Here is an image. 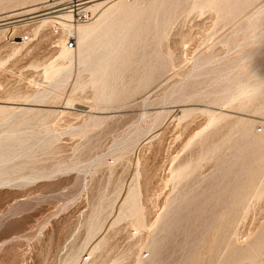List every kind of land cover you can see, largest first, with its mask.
Masks as SVG:
<instances>
[{
  "label": "rangeland",
  "instance_id": "1",
  "mask_svg": "<svg viewBox=\"0 0 264 264\" xmlns=\"http://www.w3.org/2000/svg\"><path fill=\"white\" fill-rule=\"evenodd\" d=\"M122 1L133 0H111L103 9H114ZM43 6L38 4V11L31 12L10 7L0 11V23L4 14L27 19ZM90 10L93 19L87 23L99 14ZM255 18V30L239 34L237 44L228 42L239 24L247 29ZM39 23L18 27L30 33L29 42L10 40L0 25V106L6 107L0 110V157L5 156L0 179L8 174L13 178L0 185V264H63L72 251L80 253L78 262L87 258V264H149L151 258L153 264H189L202 245L204 264L233 255L226 228L216 231L219 214L229 205V198L216 201L219 181L212 175L217 173L216 156L177 182L171 179V168L200 158L204 145L188 141L205 129L206 111L226 115L207 129V143L233 145L243 132L242 126L234 128L238 120L247 121L253 133L263 131V113L218 105L214 93L203 99L198 94L226 77L238 57L246 61L244 50H264V0H253L230 22L214 9L178 16L163 42L172 52L174 65L141 92L106 106L96 102L92 74L81 62L76 37L74 48L64 53L65 40L62 43L59 35L54 36L48 22L35 31ZM143 55L139 50L135 57ZM205 55L212 61L188 75L196 57ZM263 56L258 53L247 60L260 62ZM50 64L62 70L48 75L45 70ZM147 67L137 61L124 77V85L136 86ZM173 86L179 89L172 91ZM39 94L43 98L34 99ZM164 95L168 98L160 101ZM157 111L162 115L155 119ZM250 151L245 153L247 158H264L259 148ZM249 165L254 168L251 161ZM249 175L251 171L239 177ZM243 185L227 183L226 194ZM137 190L150 221L148 229L136 232L129 199ZM171 200L176 214L165 215ZM122 207L128 212L123 213ZM154 219L158 223L151 225ZM262 224L264 196L252 201L239 219L234 243L244 248ZM101 239L105 242L89 256ZM258 255L256 262L241 258L237 264H264V249Z\"/></svg>",
  "mask_w": 264,
  "mask_h": 264
},
{
  "label": "bare ground",
  "instance_id": "2",
  "mask_svg": "<svg viewBox=\"0 0 264 264\" xmlns=\"http://www.w3.org/2000/svg\"><path fill=\"white\" fill-rule=\"evenodd\" d=\"M40 1L42 0H0V11L5 12L7 11L6 9L14 6H20L17 9H23L22 11H38V4L43 3L44 5L45 0L42 2ZM109 1L111 0H91L89 7L99 13L98 17L90 23H83L73 27V33L79 45L78 54L81 62L86 65L92 74L90 83L96 92V102L103 106L114 101L123 102L135 93L141 92L155 79L164 76L168 69L174 65L172 52L169 46L163 42L164 38L168 35L169 26L178 16L192 10L201 11L204 9H214L219 12L220 16L224 17L227 22H230L253 2V0H153V2L149 4V0H133L131 3L122 1L114 9H110V7L103 9ZM142 3L144 4L143 7H141ZM18 12L19 11H17V13ZM257 21L258 20L255 18L247 29H244L243 25L239 24L234 30L233 35L228 39V42L230 44H237L240 39L239 34L246 35L250 31L255 30ZM38 22L40 23L35 26V31H39L45 25L47 19L46 17H41ZM61 26L63 32L71 28L70 24L66 21H62ZM62 36L63 34L61 33L59 39L63 43L65 39ZM183 39L185 40V38ZM181 40L180 42L183 41ZM184 45L182 44V46ZM68 50L69 49L62 44V52L67 53L69 52ZM139 50H143L144 55L137 58L135 54ZM244 51L245 52L242 53H244L246 61H241L238 57L237 62L230 65L231 70H229L227 76L215 80V86L206 93L198 94V97L203 99L206 98L205 96L208 97L211 93H214L215 96L212 99L218 105H227L242 110L258 111L264 114V56L261 60L262 62H249L250 59H254L258 53L264 55V50H256V48H254ZM247 59H249V61ZM137 61L142 66H144L146 62L148 67L144 70V76L139 79L136 86L126 87L124 85V77ZM211 61L212 57L210 55L196 57L188 75H193L196 69ZM57 65L50 64L47 66V69L45 68L47 70H45V72H48V75L59 73L62 69L60 65ZM230 73L231 75H229ZM174 89L178 90L179 88L173 86L172 91ZM42 98L43 95L41 94L34 96V99L37 100ZM167 98L168 95H164L160 98V101ZM5 108L6 107L0 106V110ZM206 112L209 114V121L205 127L206 130L204 129L203 131L196 132L188 141V144L199 141L204 145L200 158H198V161L190 160L184 163L179 162L176 167L173 166L171 168V179L176 182L184 179L189 174L199 170L202 161L216 156L218 159L216 168L217 173L212 174L220 184L217 183L219 189L216 191V201L221 203L223 199L227 200L229 198V205L219 214V223L216 231L220 230V232H222L224 230L223 228H226L225 238L234 254L229 255L226 259L218 257L211 264H237L241 258L256 262L259 256L258 253L264 249V224L260 225L261 231L257 234L258 236H252L244 248L240 247V245H236L234 239L238 234L235 230V226L241 216H243L245 211L249 208L250 203L264 196V158H249V156L247 158L245 154L250 150L255 151L256 147L264 154V123L261 133H253L247 121L238 120L234 128L238 129L242 126V135L235 139L233 145L224 147L220 143H207L210 137V132L207 131V129L223 120L226 115L221 111ZM160 115H162V112H155V119L159 118ZM142 132L141 130L138 133ZM232 134L233 131L229 133V135ZM2 158H5V156L0 157V162L4 160ZM250 161L251 164L254 165V168H251L249 165ZM249 171H251L252 175L244 179L239 177ZM233 176L234 179L232 178ZM202 179H204V177ZM24 180L27 181L26 179ZM10 181H13V178L8 174L0 179V185ZM231 181L243 182L245 186L232 187L231 193L227 195L226 184ZM183 193L184 194L180 196L182 199L186 195L185 192ZM130 194L129 207H133V212H129V214L135 216V220L132 223H134V228L137 232L143 227H146L150 220L146 219L142 204L138 202L140 191H132ZM182 199L179 200L178 203L182 202ZM174 203L175 200L168 202L165 215L176 214L175 209H173L175 207L173 206ZM126 207H122L121 210L123 213L128 212L126 211ZM178 208L179 206L176 207V209ZM157 223L158 221L155 220L151 225ZM170 230L171 227L168 228V231ZM246 235H248V232ZM233 237L235 238L232 239ZM241 238L243 239V237ZM104 242V239L99 240L90 250L89 256L96 246ZM154 247L155 244L153 239L150 249L153 250ZM201 249L189 260V264L205 263V258L202 257L203 253L206 254L205 246L202 245ZM79 257V252L72 251L63 264H87V258H82V261L78 262ZM154 260V258H151L149 261L147 259V263L153 264ZM142 264L146 263L143 261Z\"/></svg>",
  "mask_w": 264,
  "mask_h": 264
},
{
  "label": "built area",
  "instance_id": "3",
  "mask_svg": "<svg viewBox=\"0 0 264 264\" xmlns=\"http://www.w3.org/2000/svg\"><path fill=\"white\" fill-rule=\"evenodd\" d=\"M91 0H45L44 8L38 13H32L28 16V20L23 16H14V14H4L1 18V25L7 31L8 38L13 40L19 38L22 42H29L31 40L30 33L27 31H19L18 27L21 25L34 24L40 20L41 17H46L50 24V31L54 36L61 33L65 38V47L67 49L74 48L75 36L73 27L87 23L93 19V14L90 10ZM26 20V21H25ZM66 21L70 24V29L63 32L61 22Z\"/></svg>",
  "mask_w": 264,
  "mask_h": 264
}]
</instances>
